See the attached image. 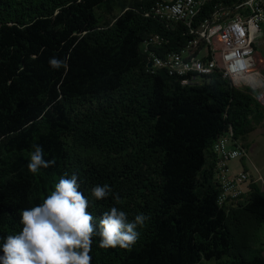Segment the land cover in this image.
<instances>
[{"label":"trees","instance_id":"1","mask_svg":"<svg viewBox=\"0 0 264 264\" xmlns=\"http://www.w3.org/2000/svg\"><path fill=\"white\" fill-rule=\"evenodd\" d=\"M156 1L121 4L115 17L113 0H0V245L21 230L23 210L75 174L97 226L113 206L129 220L150 217L130 250L101 248L93 236L90 264H264L251 245L264 192L252 182L228 211L218 207L211 152L264 110L219 74L188 88L146 72L140 43L168 34L142 16ZM183 43L175 37L167 48ZM36 145L55 164L34 175ZM104 184L112 193L94 199L91 189Z\"/></svg>","mask_w":264,"mask_h":264},{"label":"built area","instance_id":"2","mask_svg":"<svg viewBox=\"0 0 264 264\" xmlns=\"http://www.w3.org/2000/svg\"><path fill=\"white\" fill-rule=\"evenodd\" d=\"M142 16L168 33L150 35L140 43L147 73H162L188 88L219 74L230 88L249 94L264 110V87L253 90L234 83L241 69L255 68L254 48L264 26V0H158ZM175 37L185 38V43L177 49L167 48ZM246 89H261V94ZM211 152L216 204L228 211L250 191L248 173L230 168L233 160L246 157V150L229 128L214 141Z\"/></svg>","mask_w":264,"mask_h":264},{"label":"clouds","instance_id":"3","mask_svg":"<svg viewBox=\"0 0 264 264\" xmlns=\"http://www.w3.org/2000/svg\"><path fill=\"white\" fill-rule=\"evenodd\" d=\"M54 68L61 65L55 59L50 61ZM234 83L253 90L264 87V76L251 68L241 69V76ZM27 169L37 174L41 168L55 164L45 160L43 148L34 146L29 154ZM77 176H62L54 190L43 203L25 209L20 214L21 230L9 235L0 245V264H90L92 238L100 237L99 247L108 249L119 246L130 250L139 238L138 226L150 219L140 213L129 220L128 214L118 207L102 213L98 226L95 217L87 211L90 201L79 191ZM112 193L109 185H96L91 189L94 199H104ZM113 199L120 200L118 195Z\"/></svg>","mask_w":264,"mask_h":264},{"label":"rangeland","instance_id":"4","mask_svg":"<svg viewBox=\"0 0 264 264\" xmlns=\"http://www.w3.org/2000/svg\"><path fill=\"white\" fill-rule=\"evenodd\" d=\"M135 0H113L112 2V15L119 16L122 14V6L128 8ZM102 14L103 12L100 11ZM255 59V71L261 73L264 76V26H261V35L256 40L254 48ZM247 92L253 95H260L261 89L253 92L251 89H246ZM252 125L249 130L239 137L238 145L242 146L246 150V157L242 160H233L230 163V168L233 171H239L245 169L249 175V185L253 182L257 185L260 191L264 192V115L262 118H251ZM247 232H242L238 237L240 240H244ZM252 248L259 250L264 255V223L261 225L258 232V239L252 242ZM214 259L201 260L196 264H215Z\"/></svg>","mask_w":264,"mask_h":264}]
</instances>
